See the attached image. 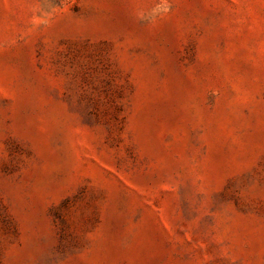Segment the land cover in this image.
I'll return each mask as SVG.
<instances>
[{"label":"rangeland","instance_id":"rangeland-1","mask_svg":"<svg viewBox=\"0 0 264 264\" xmlns=\"http://www.w3.org/2000/svg\"><path fill=\"white\" fill-rule=\"evenodd\" d=\"M0 264H264V0H0Z\"/></svg>","mask_w":264,"mask_h":264}]
</instances>
